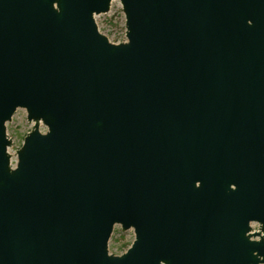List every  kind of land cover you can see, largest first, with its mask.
Masks as SVG:
<instances>
[{
	"label": "water",
	"instance_id": "95a60500",
	"mask_svg": "<svg viewBox=\"0 0 264 264\" xmlns=\"http://www.w3.org/2000/svg\"><path fill=\"white\" fill-rule=\"evenodd\" d=\"M112 2L0 0V264H264V0Z\"/></svg>",
	"mask_w": 264,
	"mask_h": 264
},
{
	"label": "rangeland",
	"instance_id": "374dc122",
	"mask_svg": "<svg viewBox=\"0 0 264 264\" xmlns=\"http://www.w3.org/2000/svg\"><path fill=\"white\" fill-rule=\"evenodd\" d=\"M96 22L102 33H108L111 41H124L126 38V18L120 0H113L111 9L106 14L96 16ZM34 122L27 118L26 109L19 108L12 120L6 124L7 134L11 137V146L8 151L17 154L24 142L26 135L31 131ZM40 129L45 132L46 127L40 123ZM254 231L259 230L258 223H252ZM135 239L133 229L123 230L121 225L114 227L109 241V251L115 255H121L127 251Z\"/></svg>",
	"mask_w": 264,
	"mask_h": 264
}]
</instances>
